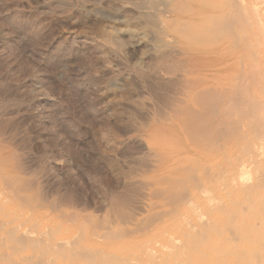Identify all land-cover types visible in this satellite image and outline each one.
I'll use <instances>...</instances> for the list:
<instances>
[{
	"label": "bare ground",
	"instance_id": "6f19581e",
	"mask_svg": "<svg viewBox=\"0 0 264 264\" xmlns=\"http://www.w3.org/2000/svg\"><path fill=\"white\" fill-rule=\"evenodd\" d=\"M78 1L109 23L96 30L102 42L86 34L67 41L96 61L124 63L125 50L133 49L130 73L117 66L104 72L123 91L137 83L153 102L146 107L128 96L122 106L129 113H114L119 126L110 164L117 177L113 185L101 158L95 182L104 193L96 216L85 213L80 193L66 190L55 158L30 156L28 134L0 100V264H264L263 0H119L110 10L97 7L102 0ZM42 6L68 8L65 0ZM37 89L45 92L41 84Z\"/></svg>",
	"mask_w": 264,
	"mask_h": 264
},
{
	"label": "rangeland",
	"instance_id": "374dc122",
	"mask_svg": "<svg viewBox=\"0 0 264 264\" xmlns=\"http://www.w3.org/2000/svg\"><path fill=\"white\" fill-rule=\"evenodd\" d=\"M42 1L45 2V0H36V1L35 0H11L10 1L11 3H10L9 0H7V1L6 0H0V11L2 10V12H0V24H1L0 30L3 29L2 32H0V35H1L0 36L1 37L0 38V40H1L0 41V55H1L0 56V70H1L0 73H2V76L0 75L1 76L0 77V80H1L0 88H2V89H0V100H1V102L2 101L5 102V103L4 102H2V103L5 107V110L7 108V110H6L7 113L10 112L11 113L10 115H14L13 113H15V115L13 116V120L16 123L18 122L17 124H18L20 130H22L24 133L28 134L29 139H27L26 143L31 148V151H30L31 155L30 156L38 157L39 153L41 152L40 155L46 153L45 154L46 156L55 158V162L56 163L58 162V165H59V169L57 170L58 178H60L61 181L63 180L62 182H63V185L66 188V190L72 189L71 191L74 190L78 194L80 193L78 198L82 195L81 197L83 198V201L85 203L88 201V207L86 208V210L88 211V209H89V210H91V213H93V215L99 216L102 214L96 213L95 209H93V208H95L94 207V204H96L95 202L99 203L103 200L102 196L104 193V187L98 185V183L95 182V179H96L95 173L98 172L97 171L98 168L102 166L100 164L101 158H104L106 161H108L107 162L108 166L106 164L105 166H102V168L105 169V172H106L105 175L107 176V178H109L110 180H113L112 181L113 185H115V180L117 177L116 176L117 172L115 170L116 167H114L113 165L111 166V164H110L111 159L114 157V153H115L114 149H116V147H114V146H116L115 140L118 138L116 135H117V128L119 126V123H118L119 121H117L116 118L114 117V113L118 112V109H119V112L123 111L124 116H126V114L129 113V109H126L124 106H122V104H123L122 101L126 102L124 99H126L128 96L131 97V99H135V98L141 99L143 101V103H146V105H147L146 107L151 105L150 102H153V99H152V97L151 98L149 97V94L147 92L140 91L139 88H137L138 84L135 82H132V84L130 86L131 90H130V87L124 89V91L122 89L116 88V86H113L110 83L112 81V80H110L112 75L104 72L105 67H110V66L116 67L117 66L116 67L117 70L120 69V71H121L122 69H125L126 71H124V72L130 73L129 71L127 72V70H129V68H131L130 66H132V63H134L133 61L135 60V57H134L135 51L133 53V49H130L128 47L125 50L127 61L124 63L123 62L122 63L121 62L116 63V62L111 61L109 59L106 61H99V60L96 61L95 57L91 53L86 51V48L84 46H80L77 43H76V45H73L75 43L72 44V43H69L67 41V37L69 35H75L77 37H82V38L87 36L88 38H92L96 41L102 42V40L97 35L98 32H96V30L98 29L97 31H99V29L101 27L106 26V24L108 25L109 22L105 19L100 18V17L98 18V16H95L91 13V11L93 10L92 4L90 5V3H88V2H82V6L80 7L78 5V4H80V2L78 0H76V1L75 0H65L66 3L68 4V8H66V6H64V8L63 7L61 9L56 8L55 12H51V11H47L46 9L42 8L43 7ZM104 1L102 0V2L98 3L97 7L104 8L103 10H105V9L110 10L113 7L119 6V4H120L119 0H104ZM12 4H13V8H12ZM70 4H71V7H69ZM75 4H76V6H75ZM84 4H85V6H84ZM28 5H30L29 8H28ZM35 5H37V6H35ZM262 6L264 7V0H263ZM32 7H35V8L32 9ZM109 7H112V8H109ZM38 8H41V9H38ZM71 8L73 11L71 10ZM67 9H69V10L64 11ZM30 10H31V12H30ZM39 10H41V11H39ZM87 10H88V12H86ZM44 12H48V13H44ZM67 12H68V14H67ZM7 13H8V15H7ZM40 13H41V15H40ZM53 13H54V16H53ZM65 13H66V15H65ZM44 14H46V15L44 16ZM55 14H57V17H55L56 16ZM38 15H40V16H38ZM58 15H59V17H58ZM20 16H21V18H20ZM35 16H37V19ZM52 16H53V18H52ZM3 19H5L6 21H4ZM36 21L38 23H36ZM31 22H32V24H31ZM12 26H14L15 28ZM10 27H12V28H10ZM5 28H6V30H5ZM10 30H11V32H10ZM7 33H9V34H7ZM2 34L3 35L6 34V35H4V37H3ZM29 34H30V37H29ZM81 34L82 35L86 34V36H82ZM94 36L97 37L98 39L95 38ZM10 39H11V41H10ZM12 39H14V40H12ZM44 41H45V43H44ZM11 42H13V43H11ZM9 43H11V44H9ZM40 45H42V46H40ZM68 47H70V48H68ZM51 49H52V51H51ZM66 49H68V51ZM7 51H8V53H7ZM54 52H55V54H54ZM4 53H6V54H4ZM59 57H61V58H59ZM82 57H84V59ZM57 61H59V62H57ZM61 61H63V62H61ZM4 63H6V64H4ZM66 63H68V64H66ZM129 63H130V65H129ZM1 64H3V67L6 70L11 69L9 71L7 70L8 74L6 72L2 71L3 67L1 69V66H2ZM91 65L93 67H91ZM88 66H90V67H88ZM13 67H15L16 69ZM46 67H48L49 69ZM14 70H16V71H14ZM5 73L7 74V77H5V79L3 81V78H4L3 75H5ZM8 76L10 78H8ZM109 76H111V77H109ZM7 78H8L9 83L7 81ZM11 79H12V81H11ZM24 80H25V82H24ZM3 83H4V85H3ZM13 83L14 84L16 83V85H14ZM18 83H20V84H18ZM1 84L3 87L1 86ZM40 84L42 87L45 88L44 89L45 92H43L41 89L40 91L43 92V95L40 94V96H39V93L37 92L38 91L37 86H39ZM6 85H8L7 87L10 86L9 89L8 88L5 89ZM12 85H14V86H12ZM20 88H21V91H20ZM9 90H10V93H9ZM30 90H31V92H30ZM125 90H127V91H125ZM22 91H24V92H22ZM58 91H60V92H58ZM64 91L67 93H65ZM3 92H4V94H3ZM32 93H34V94H32ZM46 93H48V94H46ZM5 94H7V95H5ZM17 94L20 97H17L18 96ZM27 94L29 97H26ZM30 95L31 96L33 95L32 96L33 99L31 98ZM36 95H38V96H36ZM47 95H48V97H47ZM69 96H70V98H69ZM17 98L20 100H18ZM34 98H36V99H34ZM27 100L29 102H27ZM7 101L11 106L9 104H6ZM18 101H19V103H18ZM20 101L23 105L20 103ZM72 103H73V105H72ZM6 105H8V106H6ZM12 105L15 107H13ZM21 105L23 106V108ZM27 105H30V106H27ZM31 106H32L33 110H31ZM10 107H12V108H10ZM17 107H19L20 109ZM9 109H10V111H9ZM104 109H107L108 111L105 110L106 112H104ZM121 109H123V110H121ZM94 110H95V112H94ZM20 111H21V114H23V115H20ZM74 111L76 113H74ZM23 112H25L26 115ZM29 112H31V114ZM33 113L35 114V116ZM78 113L80 114V117L82 116V119L80 117H78L79 116ZM27 114H30V115L28 116ZM123 115H122V117L125 120V117ZM15 116L16 117L18 116V117L16 119H14ZM45 117H47V118H45ZM48 118H50V119H48ZM75 119H77V120H75ZM139 120H140V117H139V119L136 118V120L134 122H136V121L140 122ZM121 123L122 122H120V124ZM22 125L25 127H23ZM70 125H71V127H70ZM43 126H44V128H43ZM51 127L55 128L56 130L55 129L53 130ZM40 129H42V130H40ZM44 130H46L47 132H45ZM58 130H59V132H58ZM41 131L45 132V133H42ZM52 132H53V134H52ZM77 134H79V135H77ZM39 136H40V138H39ZM59 137L61 138L60 140H62V141H59ZM56 138H58V139H56ZM54 142H56V143H54ZM62 142H64V143H62ZM46 144H47V149L50 148L48 151L46 148L44 149L42 147L43 145L46 146ZM55 144H56V146H55ZM39 145H40V147H39ZM50 145H51V147H50ZM61 147H65V149L63 151H61ZM68 147H69V149H68ZM58 149H60V150H58ZM111 150H112V152H111ZM34 151L37 152L38 154L35 153ZM68 151H70V152H68ZM42 152H44V153H42ZM88 154H90V155H88ZM92 156L96 157L97 162L92 161L93 160ZM83 158H85V159H83ZM89 161L90 162L92 161L91 162L92 164ZM60 165H61V167H60ZM90 165H91V167H90ZM117 165H120V162L117 161ZM76 167H78V169L80 168L79 169V170H81L80 174H79V170ZM112 167H114V168H112ZM109 168L110 169L112 168L111 171ZM85 169L87 172H91V173L94 172L93 173L94 176L92 174H90L91 176L90 175L89 176H86V175L82 176L81 175L82 170H85ZM90 170H92V171H90ZM65 171L67 172V174H65L66 173ZM68 173L71 174L70 177H72V178H69ZM72 174H73V176H72ZM89 177H91V178H89ZM66 179H67V181H66ZM70 179H72V180L74 179V180L72 181ZM87 179H88V181H87ZM68 180H70V181H68ZM76 180H77V183H75ZM92 180L95 182L94 184H93V182H91ZM86 181H87V183L90 182L91 184H89V183L87 184ZM76 184H78L80 188ZM67 185H69V186L67 187ZM71 185H73V186H71ZM88 185H90V186H88ZM83 186L85 187V189ZM73 187H74V189H73ZM67 188H69V189H67ZM87 188H89V189H87ZM100 189H101V191H100ZM99 193H101V194L99 195ZM85 194H86V196H85ZM88 195H89V197H88ZM82 198H81V200H82ZM85 213H90V211L85 212Z\"/></svg>",
	"mask_w": 264,
	"mask_h": 264
}]
</instances>
